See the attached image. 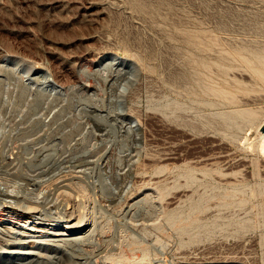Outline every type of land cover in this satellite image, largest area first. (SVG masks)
Listing matches in <instances>:
<instances>
[{
  "label": "rangeland",
  "instance_id": "obj_1",
  "mask_svg": "<svg viewBox=\"0 0 264 264\" xmlns=\"http://www.w3.org/2000/svg\"><path fill=\"white\" fill-rule=\"evenodd\" d=\"M262 56L264 0H0V181L50 202L0 264H264Z\"/></svg>",
  "mask_w": 264,
  "mask_h": 264
},
{
  "label": "bare ground",
  "instance_id": "obj_2",
  "mask_svg": "<svg viewBox=\"0 0 264 264\" xmlns=\"http://www.w3.org/2000/svg\"><path fill=\"white\" fill-rule=\"evenodd\" d=\"M121 61L122 62H125L127 65H132V66H137V64H135V61L133 60H130L126 57H121ZM257 63H258V67H256L254 69L257 77H258V80L260 81L261 83V88L264 87V56L258 58L257 60ZM202 66V65H201ZM134 67V68H135ZM48 83L54 87V82L50 79H48ZM264 89V88H263ZM262 98V97H261ZM243 102V101H241ZM260 129H262L260 131ZM258 133L260 132V135L261 137H264V120L258 125ZM165 157V156H164ZM24 174V173H23ZM41 174V172H40ZM40 176V175H39ZM64 177V176H63ZM46 182V181H45ZM29 184V183H28ZM16 185V184H15ZM30 185V184H29ZM26 186V187H25ZM25 186H19L20 190L16 189L15 186L9 184L7 181H0V196L2 197H12L13 198V201L11 202L10 200H5L3 198H0V202L3 204V207L5 208H15V205H17L16 207H21V209L23 211H26L28 213L30 212H33V211H36L38 209H40V207H43V206H47L50 202L47 200V196H45V193H42V191L40 192H36L35 188L33 187H30L28 188L27 186L28 185H25ZM18 188V187H17ZM20 192V193H19ZM46 192V191H45ZM50 192V191H49ZM48 192V193H49ZM18 193L20 195H18ZM47 195V194H46ZM21 197V199L23 201L26 202L25 205H19V197ZM11 198V199H12ZM56 203V202H55ZM44 208V207H43ZM44 210V209H43ZM45 216V215H44ZM46 217V216H45ZM41 220H46V219H43L41 218ZM47 220H51V218H47ZM33 229V228H32ZM34 229H37V228H34ZM5 232L9 233L8 230H5ZM1 234H5L3 232L0 231ZM6 233V234H7ZM66 232L62 231L60 232V235H65ZM0 234V235H1ZM8 239H3L0 237V242L1 241H7ZM74 240V239H73ZM61 251V250H60ZM19 252V251H18ZM32 252H30V255H31ZM29 254V253H28ZM16 260L17 261H14L13 264H27L25 262H18V261H22L21 258H19L18 256H16ZM7 262V260H2L0 258V263L1 262ZM24 261V260H23ZM38 261V260H37ZM31 262V261H30Z\"/></svg>",
  "mask_w": 264,
  "mask_h": 264
}]
</instances>
